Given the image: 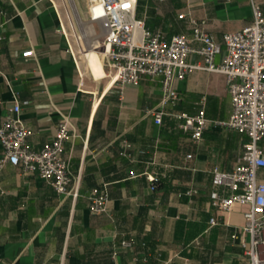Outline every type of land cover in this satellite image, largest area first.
Here are the masks:
<instances>
[{"label":"crops","instance_id":"0c3cea01","mask_svg":"<svg viewBox=\"0 0 264 264\" xmlns=\"http://www.w3.org/2000/svg\"><path fill=\"white\" fill-rule=\"evenodd\" d=\"M73 2L74 8L68 0H0V124L19 104L31 131L26 145L39 150L67 116L73 133L64 157L70 188L78 191L75 199L58 195L36 174L3 165L0 264H247L231 236L248 207L235 204L223 214L210 202L213 170L231 172L247 140L214 124L231 114L223 76L194 70L176 79L175 104L162 108L157 125L146 111L159 107V79L144 76L120 88L105 63L101 70L103 54L102 60L94 50L81 56L75 18L91 30L100 27L87 20L86 0ZM258 4L264 12V0ZM135 16L165 41L190 38V19L205 21L220 43L252 20L247 0H136ZM27 50L33 55L25 58ZM224 51L221 44L216 64ZM187 62L202 58L191 53ZM200 109L208 123L195 141L176 116ZM258 146L264 155V138ZM148 176L157 179L154 189ZM258 177L264 181V168ZM95 188L108 194L101 215L89 212ZM129 239L131 249L119 246Z\"/></svg>","mask_w":264,"mask_h":264},{"label":"built area","instance_id":"2783aa9c","mask_svg":"<svg viewBox=\"0 0 264 264\" xmlns=\"http://www.w3.org/2000/svg\"><path fill=\"white\" fill-rule=\"evenodd\" d=\"M247 1L251 22L240 30L223 34L221 43L205 29V21L194 19H190V38L175 35L165 41L160 33L146 30L144 21L136 18V0H86V13L87 20L100 27L103 56L118 87L137 86L144 76L159 79L162 93L159 107L146 111L157 125L162 121V108L175 104L176 79H184L194 70L223 76L230 95L231 114L227 121L214 124L244 134L247 140L231 172L213 170L210 202L223 214L231 212L235 204L248 207L242 214L244 224L240 232L231 237L242 249L247 264H264V181L258 177V171L264 168V155L258 146L264 138V12L258 0ZM193 42L199 44L198 48L192 47ZM221 44L225 51L221 62L216 64L214 59L221 53ZM191 53L200 55L202 62L189 64L187 58ZM32 55L31 50L22 53L25 58ZM20 108L19 104L15 105L0 124V168L10 164L25 175L36 174L49 182L58 195L75 199L78 191L70 188L68 161L64 157V145L73 133L70 119L62 116L54 137L39 150H30L26 140L31 131L18 116ZM176 117L183 130L191 131L195 141L200 140L208 123L203 109L195 115ZM147 178L154 189L156 177ZM218 188H222V193ZM88 199L90 214L101 215L106 211L105 190L93 189ZM209 222L216 221L212 218ZM119 246L131 249L134 240H123Z\"/></svg>","mask_w":264,"mask_h":264},{"label":"rangeland","instance_id":"374dc122","mask_svg":"<svg viewBox=\"0 0 264 264\" xmlns=\"http://www.w3.org/2000/svg\"><path fill=\"white\" fill-rule=\"evenodd\" d=\"M71 6H72V8H74V2H71ZM75 23H76V29L79 33L78 34L79 42L82 44V49H83L82 50L83 52L81 51V56L83 54H85L87 50H94L101 56V60H102L103 56L101 54L104 53V48L102 46L103 37H102V32L100 31V29L95 27L94 30H91L89 28L90 25L85 21V19H81L78 17L75 18ZM86 31H87V33H86ZM98 44L100 45V47L94 48ZM104 63L106 64L105 59H104V62L102 64H104ZM104 69L106 70V72L108 74H113L112 70L109 67H104ZM101 86L102 85H100V87Z\"/></svg>","mask_w":264,"mask_h":264},{"label":"bare ground","instance_id":"6f19581e","mask_svg":"<svg viewBox=\"0 0 264 264\" xmlns=\"http://www.w3.org/2000/svg\"><path fill=\"white\" fill-rule=\"evenodd\" d=\"M100 68H101V70H102V68H103L102 61H101ZM113 75H114V74H113ZM114 79H115V75H114Z\"/></svg>","mask_w":264,"mask_h":264}]
</instances>
